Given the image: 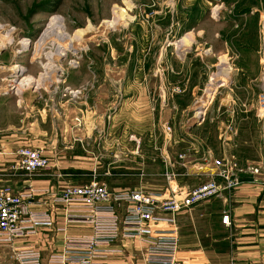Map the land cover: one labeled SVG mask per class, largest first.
<instances>
[{
	"label": "rangeland",
	"instance_id": "obj_1",
	"mask_svg": "<svg viewBox=\"0 0 264 264\" xmlns=\"http://www.w3.org/2000/svg\"><path fill=\"white\" fill-rule=\"evenodd\" d=\"M252 1L256 7L240 14L244 11L241 8L249 9L245 6L249 0H0V95L5 94L15 101L21 98L18 97L21 93L23 99L29 101H36L41 95L49 105L58 102L59 107L64 101H70L71 113H79L80 103L86 102V108L95 105L96 113L110 114L116 120H107L105 124L112 125L108 130L116 132L119 141L118 153L85 155L95 167L96 162L100 163L95 168L97 180L114 190L142 187L151 191L163 187V180L154 178L162 172L161 147L166 141L162 126L170 127L171 135L193 139L192 142L219 151L222 148L219 129L227 117L221 101L248 99L250 95L246 91L232 86L234 79L243 72L248 76L246 83L253 80L251 76L259 68L264 71L259 56L264 39V0ZM114 20L117 24L108 28L106 22ZM56 27L70 37H74L76 31L86 32L80 41L69 47L68 42L55 35ZM244 33L256 39L239 49L235 40L243 38ZM187 35L191 36L190 45L189 40H184L185 46L177 47L182 43L176 41ZM141 39L152 53L154 50L157 53L152 68L157 66L161 75L155 73L158 77H153L146 73L149 90H134L138 94L144 90L146 99L133 98L129 102L132 105L123 104L120 99L110 104L109 78L117 77L119 83L125 79L126 66L131 64V46ZM24 40L29 41L28 46H20ZM221 58L230 69L227 77L214 76ZM14 66L24 70L17 73L10 69ZM114 66H117V74ZM88 67L97 72L101 70L102 74L93 77ZM165 72V89L179 87L182 92L171 97L168 107L164 108L167 111L159 114L152 105L153 96L157 98L152 89ZM25 80L30 83L26 84ZM90 81L95 82L94 87L87 83ZM257 83L250 81L248 89L255 92ZM12 85L17 88L18 96ZM66 86L75 90L69 91ZM100 97L102 99L97 101ZM198 112L202 114L196 116ZM240 115L228 119L238 131V135L230 138L233 158L237 163L264 159L259 127L254 124V128L247 129L250 122L243 125V121L237 120ZM151 134L155 135L154 145L149 138ZM120 135L123 137L119 138ZM250 137L254 138L256 147L258 142L260 150L251 146ZM169 152L176 158L184 151L171 146ZM170 153L167 156L170 157ZM190 154L191 161L202 156L192 151ZM217 157L225 158L220 154Z\"/></svg>",
	"mask_w": 264,
	"mask_h": 264
},
{
	"label": "crops",
	"instance_id": "obj_2",
	"mask_svg": "<svg viewBox=\"0 0 264 264\" xmlns=\"http://www.w3.org/2000/svg\"><path fill=\"white\" fill-rule=\"evenodd\" d=\"M185 38L187 41L189 40L190 45L191 36L188 37L187 35ZM183 39L184 37L181 38L179 42L183 41ZM147 45L144 44L142 39L132 44L129 56L131 64L126 66L125 79H123L122 82L119 83L117 77L112 78L110 76V104L120 99L123 101V104L132 105V103L129 102L133 100V98L141 99L142 96V100L147 98L145 91L149 89H147L148 84L146 82V75L151 73L154 77L159 69L157 66H155L156 68H152L155 65L157 53L155 50L154 53H152V51H150L151 48ZM176 46L184 47L185 45L182 43ZM200 60L202 61L203 59L200 58ZM220 62V66L214 76L227 77L230 70L229 66L226 64L224 58H221ZM221 66L227 67L226 70L228 73L224 72L223 75L220 70ZM89 68L91 67H88V69ZM113 68L115 74H117V66ZM89 70L93 77L97 76L96 74H102L101 70L100 72L94 71L93 69ZM259 70L251 76L253 80H250L258 82L255 92L248 89L250 81L247 80L246 83H244L248 76L246 74L244 75L243 72L240 73V76L236 73L239 77L237 80L234 79L232 83L233 87L242 88L250 95L248 99L243 100L247 102H243L239 98H228L221 101V105L225 113H227V117L221 122V129H219L220 134L218 140L222 144V148L220 147L219 151L215 152L211 150L209 145H204V148L201 143L192 142L191 140L193 139L184 138L183 136L177 137L173 133V135L170 136L164 135L166 141L161 147V153H170L169 149L171 146H176L179 150L192 151L194 154L201 153L202 156L209 154V156L214 155L213 157L219 158L217 154H220L221 157H231V148L233 145L231 143L232 139L229 137L231 135L227 132L226 124L229 122L228 119L237 114H241L240 118L237 120L243 121V125L248 122H250V125L252 124L251 127L249 125L247 129L250 130L254 128V124L258 126L260 135V123L255 116L259 80L263 72ZM77 72L80 75V71ZM109 72L111 75V67H109ZM104 74H106V71H104ZM165 77L166 72L165 76L159 77L160 82L152 89L154 93L156 92L157 97L154 99L155 95L153 96L152 105L156 106L157 112L158 110L160 111L158 112L159 114L167 111L161 108L160 105L161 91L165 89L166 84ZM241 79L243 80L241 81ZM87 83L93 87L95 85L93 81ZM186 83H188V80ZM36 86L38 88L40 87V85ZM66 87L69 91L75 90L70 86ZM98 87H100V85H98ZM34 88L33 90H36ZM135 89H144L145 91L143 90L141 94H138L134 91ZM112 90L113 94L111 93ZM99 94L102 96L101 93ZM18 95L19 94H17V96ZM147 95L149 99L150 92L147 93ZM20 96L21 98L15 101L5 96V94L0 95V187L9 186L12 187L14 191H17L22 184L25 183L26 179L22 176V173L14 171V166L19 160L16 156V151L21 148L41 149L46 158L53 163V171L64 175L60 183L62 185H84L90 182H84L83 179L85 178L89 180L93 177L92 180H97L99 177L95 172V168L98 164L100 165V163L96 162L97 166L95 167L94 163H92V161L89 162V158L87 159L85 155L103 152L118 153L119 141L117 133L108 130L112 127L110 123V125L105 124L107 120L111 122H115L116 120H114L110 114L96 113L95 105L94 108H86V102L80 103L82 107L79 108V113H71L70 108L73 104L70 101H64L65 103L59 107V104H57L58 102L54 105H49L41 95H39V97L36 96V101L23 99L22 93L18 97ZM101 99L102 97L98 98L97 101ZM51 107L54 109L52 110ZM155 108L153 109L155 110ZM175 110V106H173V111L175 112ZM173 111L170 112L173 113ZM51 113L52 115H49ZM229 116L231 117L229 118ZM114 117H118V115ZM162 123L163 122H161L160 126L163 125ZM240 134L241 129H239V135ZM236 135H238L237 129ZM224 136H227V139L223 141L222 138ZM122 137L123 136L120 135L119 138ZM149 138L153 141L154 145L155 135L151 134ZM250 139H252V137H250ZM251 146L254 147V149L257 148V150H260L258 142L256 147L254 138L252 139ZM170 155L172 156H170L172 160H174V155L171 153ZM202 156L194 160L196 162L200 161ZM263 161V157H260L257 162L246 160L244 163H239L243 170L239 175L240 184L226 199H211L193 207L189 212L184 211L178 215L180 240L177 264H264ZM254 168L261 170L258 175L248 171ZM161 170L162 172L154 176V178L162 179L164 186L151 190L158 194H163L168 187V183L163 177L165 171L163 162ZM210 170L209 167H203L201 170L193 167L188 171V175L180 171L182 172L181 176L177 178L175 183L170 185L173 188L175 186L178 188H192L198 186L204 180V174L209 173ZM31 184L38 189L54 186L53 180L46 175L33 177L31 179ZM42 209L43 208H34L33 210L41 211ZM227 210L230 216V226L224 225L221 221L223 213ZM62 226L63 213L60 207H57L55 226L53 229L39 228L35 236L16 240L14 245H35L41 252L43 258H46L50 252L62 250L63 235L55 232L56 228ZM67 232L70 235H88L91 230L88 227L75 226L69 227ZM119 245L124 250V253L122 255H113L109 257L107 260L108 263L142 264L139 256H132L133 253L138 251L141 245L138 243L131 244L126 242H120ZM8 255V248L4 245H0V264H3L5 260L8 259Z\"/></svg>",
	"mask_w": 264,
	"mask_h": 264
},
{
	"label": "built area",
	"instance_id": "obj_3",
	"mask_svg": "<svg viewBox=\"0 0 264 264\" xmlns=\"http://www.w3.org/2000/svg\"><path fill=\"white\" fill-rule=\"evenodd\" d=\"M262 41L259 56L264 67V39ZM160 72L156 73L161 75ZM13 86L12 90L17 93ZM181 92L179 87L162 90L161 108L168 107L169 99ZM200 113L195 115L200 116ZM255 116L260 123L264 144V71L259 80ZM162 128L164 135H171L170 127L163 125ZM226 129L229 137L236 135L232 121L227 122ZM226 139L227 136L222 138L223 141ZM183 151L174 160L167 153L161 155L165 168L163 177L168 187L163 194H158L142 187L114 190L98 180L84 185H62L64 175L53 171V163L41 149L17 150L19 160L14 171L22 173L26 181L17 191L9 186L0 187V245L9 250L8 259L3 264H110L107 262L109 257L124 253L120 242L141 245L132 256H139L142 264H177L178 215L211 199H226L239 186V175L243 172L233 156L213 159L206 154L196 162L190 160L191 152ZM193 167L198 170L209 167L211 170L204 174V180L198 186L173 188L170 185L181 176L180 171L188 175ZM259 170L248 171L258 175ZM39 175L50 177L54 186L35 188L31 179ZM57 207L63 213V226L55 229L56 233L63 235L61 251L50 252L43 258L35 245H14L16 240L35 236L39 228L53 229ZM34 208L43 209L34 211ZM221 221L230 226L228 210L223 213ZM75 226L88 227L91 232L70 235L67 229Z\"/></svg>",
	"mask_w": 264,
	"mask_h": 264
},
{
	"label": "bare ground",
	"instance_id": "obj_4",
	"mask_svg": "<svg viewBox=\"0 0 264 264\" xmlns=\"http://www.w3.org/2000/svg\"><path fill=\"white\" fill-rule=\"evenodd\" d=\"M123 16V15H122ZM122 16L121 17H119L120 19H122ZM116 20H118L119 21V19H116ZM116 20H114V21H109V22H106V25L108 26V28H110V27H114L116 24H117V22L118 21H116ZM107 28V27H106ZM55 35L56 36H59L60 38H62L63 39V41L65 42H68V46L69 47H71V44L72 43H74V42H77V41H80L81 39H82V37L84 36V34H85V32L86 31H76L75 32V34H74V37L72 36V37H70L69 35H67V34H65L62 30H61V28H55ZM184 40L186 41L187 39L185 38V36H184V39H183V41H180V42H177V43H182V42H184ZM187 42V41H186ZM29 45V41L28 40H24V41H22L21 43H20V46H23V47H25V46H28ZM10 69H12V70H14V71H16L17 73L18 72H22L24 69L22 68V67H19V66H14L13 68H10ZM226 69L227 68H225V67H223V66H221L220 67V70H221V72H222V74H224V72L226 71ZM11 71V70H10ZM44 77V76H43ZM46 77V76H45ZM24 82V81H23ZM25 82H26V80H25ZM32 82V81H31ZM30 82L29 81H27L26 82V84H29ZM35 84H37V83H35ZM15 85V84H14ZM22 85V83H19V86H21ZM14 87V86H13ZM26 87H27V85H26ZM16 91H17V94H18V90H17V88H16ZM20 92V91H19Z\"/></svg>",
	"mask_w": 264,
	"mask_h": 264
},
{
	"label": "trees",
	"instance_id": "obj_5",
	"mask_svg": "<svg viewBox=\"0 0 264 264\" xmlns=\"http://www.w3.org/2000/svg\"><path fill=\"white\" fill-rule=\"evenodd\" d=\"M245 6L246 7L248 6L249 9L247 10V8H245V7L241 8V9H244V11L240 12V14L249 13V10L251 11V8L256 7V3L254 1H252V0H249V4H246ZM242 36H243V38L235 40V44H236V46L239 49L241 47L247 46L249 42L251 43L252 41H255V39H256L255 38L256 36H253V35H250V34L248 35V34L244 33Z\"/></svg>",
	"mask_w": 264,
	"mask_h": 264
}]
</instances>
